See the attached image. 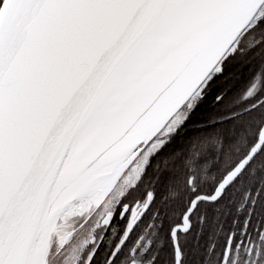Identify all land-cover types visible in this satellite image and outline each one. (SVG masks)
<instances>
[{
  "label": "water",
  "instance_id": "water-1",
  "mask_svg": "<svg viewBox=\"0 0 264 264\" xmlns=\"http://www.w3.org/2000/svg\"><path fill=\"white\" fill-rule=\"evenodd\" d=\"M263 7L264 0H4L0 264L11 263L18 244L43 218L81 200L74 194L78 158L129 104L175 37L191 40L181 79L163 100L138 99L147 102L141 109L146 120L122 145L128 156L113 187L190 102ZM260 130L249 153L212 193L195 196L172 229L177 264L178 232L188 233L198 203L219 199L260 152L264 125ZM100 170L101 165L92 174Z\"/></svg>",
  "mask_w": 264,
  "mask_h": 264
},
{
  "label": "trees",
  "instance_id": "trees-1",
  "mask_svg": "<svg viewBox=\"0 0 264 264\" xmlns=\"http://www.w3.org/2000/svg\"><path fill=\"white\" fill-rule=\"evenodd\" d=\"M3 4L0 0V8ZM260 13L186 105L191 108L184 124L150 155L139 179L122 194L133 204L153 193L135 220L141 226L132 240L148 233L150 264H175L171 227L195 196L212 193L258 142L264 125V7ZM197 207L191 230L178 238L181 264H222L227 246L230 253L243 245L263 247L264 145L219 199L200 201ZM158 252L162 257L157 259ZM260 252L259 264L264 248Z\"/></svg>",
  "mask_w": 264,
  "mask_h": 264
},
{
  "label": "bare ground",
  "instance_id": "bare-ground-1",
  "mask_svg": "<svg viewBox=\"0 0 264 264\" xmlns=\"http://www.w3.org/2000/svg\"><path fill=\"white\" fill-rule=\"evenodd\" d=\"M176 43L165 51L160 62L156 64L145 77L144 83L139 87L137 94L129 101V104L119 113L109 126L103 130L84 153L78 158L75 170L77 182L75 183V196L79 199L90 198L84 208L80 203L70 205L53 211L32 228L26 237L18 244L12 255L10 264H34L43 259L52 233L58 226L61 217L70 214H82L91 204H100L113 188L118 177L123 171L125 157L128 154L122 149V145L131 137V132L146 120L145 110L147 102L140 104L138 99H149L150 102H158L171 95L173 87L181 79L179 68L184 64L185 54L192 50L191 40L175 37ZM183 41V42H182ZM162 98V99H161ZM156 106L153 107L155 109ZM121 154V155H120ZM101 165V170L92 174ZM91 174V177L88 178ZM88 178V179H86ZM85 200V202H87Z\"/></svg>",
  "mask_w": 264,
  "mask_h": 264
},
{
  "label": "flooded vegetation",
  "instance_id": "flooded-vegetation-1",
  "mask_svg": "<svg viewBox=\"0 0 264 264\" xmlns=\"http://www.w3.org/2000/svg\"><path fill=\"white\" fill-rule=\"evenodd\" d=\"M119 182L112 188V192L103 199L101 205L91 213L72 219L74 226L70 235L66 240L64 239L65 241L63 240L64 243H60L58 240L56 242L58 246L50 244L43 264H150L148 263L149 258L146 256L148 247L151 244L148 233L139 237L135 243L132 240L135 236V229L141 226L139 223L135 225L133 222L141 216L143 206L148 202L149 195L152 194L153 196V193L149 192L143 199H136L133 204L123 200L122 195L111 198ZM132 215H134L133 222H130ZM182 217L170 229L169 238L171 240L172 229L183 221ZM114 221L120 223L118 227L105 228L112 225ZM86 226L88 229L84 230ZM188 233L179 231L178 238L180 234L186 235ZM145 236L147 238L142 239ZM109 238H117L114 241L115 244ZM156 240L158 239L156 238ZM146 241H148L147 244H145ZM172 246L174 262L177 264L173 240ZM182 255L183 252L181 251L180 264L182 263ZM155 257L157 259L161 258L162 252H158Z\"/></svg>",
  "mask_w": 264,
  "mask_h": 264
},
{
  "label": "rangeland",
  "instance_id": "rangeland-1",
  "mask_svg": "<svg viewBox=\"0 0 264 264\" xmlns=\"http://www.w3.org/2000/svg\"><path fill=\"white\" fill-rule=\"evenodd\" d=\"M261 13H263L261 11ZM259 13L258 15H261ZM252 25V24H251ZM186 106V105H185ZM183 107L179 113L173 117L171 121L168 122V124L163 128V130L159 133L157 137H155L152 142H150L147 146L146 149L143 150V152L139 155V157L132 163L130 166L129 170L126 171L125 173L122 174L121 179L119 180L118 186L115 188L113 191L112 197H118L119 195H122L125 193L129 186H132L139 178L140 172L143 170V166L146 163V161L150 158V155L156 151L158 148H160L163 144V142L168 139L174 131H176L178 128H180L184 124V120L186 119L189 109L191 106H186ZM112 192V191H111ZM106 198V197H105ZM90 198H85L81 199L82 202L84 203V208L86 207L88 201ZM80 200V201H81ZM85 200L87 202H85ZM80 201H76V203H80ZM103 202V200H102ZM101 202V203H102ZM100 204H94L92 203L90 208L85 209V211L80 215V214H70L68 216L61 217L59 222L57 223L58 226L55 229V231L51 234L52 237L49 242V247L50 244H56V242L59 240L60 243H64L66 238L70 235V232L73 229L74 223L72 221L73 218L75 217H81L84 214H89L91 213L95 208H97ZM134 214V213H133ZM133 216L130 218V222H133ZM136 220V219H135ZM147 237H142V239H146ZM65 239V240H64ZM64 240V241H63ZM148 241H146L145 244H147ZM255 246H258V248H255ZM47 248L45 254L43 255V259L40 262H36L34 264H43L45 261V255L49 249ZM229 247V246H227ZM264 248L260 244L259 245H243V246H238L235 248L232 253H229L224 262L222 264H236L239 260H242L243 264H258V255H260L261 249ZM254 249L256 251H254Z\"/></svg>",
  "mask_w": 264,
  "mask_h": 264
}]
</instances>
